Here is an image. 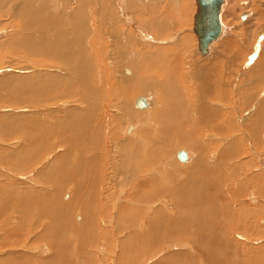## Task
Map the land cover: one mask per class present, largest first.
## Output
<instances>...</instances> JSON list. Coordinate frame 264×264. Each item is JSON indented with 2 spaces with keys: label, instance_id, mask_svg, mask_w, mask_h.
I'll list each match as a JSON object with an SVG mask.
<instances>
[{
  "label": "bare ground",
  "instance_id": "obj_1",
  "mask_svg": "<svg viewBox=\"0 0 264 264\" xmlns=\"http://www.w3.org/2000/svg\"><path fill=\"white\" fill-rule=\"evenodd\" d=\"M68 1L71 0H0V18H3L4 20L5 18H8L9 21L7 22V24L10 26L9 34H7L5 36L6 38L4 37L5 39H3L0 42V58L2 59L3 57V56L1 57L2 54L5 55V57L6 55L7 56L10 55L9 57L18 56L19 58L22 59L32 58V61L33 58L37 59V61H34L32 62V64H30L36 67L35 71H37V73L31 74L32 71L34 72V70L30 71L31 70L30 67L26 69L24 68L23 70L21 69L22 71L25 72V75H23L25 77H23L22 75H14V73H12L9 75V78L3 77V79H0V93H2L0 95V103H6V104L11 103V105L15 107L28 105L31 108V110L32 108H36V107H37L36 109L39 110V111L37 110L35 111L34 109V112L32 111L31 114L27 112L28 115H20L21 114L20 112L18 114L17 112L7 113V116L3 121L2 125L0 124L1 127L6 128L3 131H0L1 133L0 138L4 140L7 139L12 140L13 138L16 139L23 138L24 145L23 147L21 146L18 147V149L16 148L17 150L14 149L13 152H9L10 150L9 151L7 150V152H5L7 153V156L5 157L2 156V153L4 151H2V148L0 147V166L3 167L5 170L6 169L11 171L13 170V172L15 171V173L29 174L30 171L34 168L36 163L38 164L40 162L38 168L39 167L45 168L43 159L46 161L45 158L48 155L47 153L54 152L53 155L52 154L49 155V159L45 162L48 163L47 168L49 169L46 170L43 169V172L41 171L39 172L38 170L40 169L35 168L36 170L35 172H33L34 179L31 178L32 185L31 184L26 185V183H24L23 184L24 186L21 187L22 189L19 186L17 188L8 186L6 190H4L5 189L4 185L0 186V196L6 194L8 191L9 192L13 191L12 197L14 200L12 201L9 198L0 199V234H1L0 238H3L5 240H7L8 238L11 239L10 242L6 243L7 247L9 248L12 247L13 245H14L13 247H15V245L22 244L23 242L27 243L28 239H30V245L34 243L35 245H37L38 242L41 243L43 240H45L46 243H48L47 246L51 249L49 253L50 255H48V257L45 258L44 260L42 259L37 262L35 261L36 264H64V263L75 264L73 260L74 255L71 254V252H67L69 248L67 244H71L73 242L72 241L68 242V240L66 239L68 237L66 236L72 235L76 237L78 236L77 238L79 239L81 238L86 239L89 236V234H91L92 237H96L93 236V234L90 232H93V230L96 227L101 228L99 226L101 223H98L99 220L101 221V214H102L101 203L98 200V191L101 190V187L100 184L97 182L96 173L99 171L101 167H105V166L110 167L112 173H115V169L112 168V162H116L117 157L122 158L123 156L129 154V150H133V152L127 157V160H125L124 162L125 163L124 168L127 167V172L125 169L121 171L125 186H129V192L127 194V197H125L126 199L125 201L127 202V204H129V202L136 203V201L143 202L144 204L146 203V201L150 202L151 200L154 201L158 198L163 200L164 198L169 196L168 198H166L167 200L166 199L163 200L164 205L166 206L170 204V202L168 203L167 201H171L175 203L177 207L178 206L177 200L179 197V194H177V192L183 191L182 195H184V199L183 201L182 200L180 201L182 202L180 205H183V208L185 206L187 209L186 211L182 209L185 212L182 214V210H181L179 213H177V216L176 214L173 213L172 215L170 214L169 216L171 218L170 220L167 218L166 214H162L161 212L162 209L161 211H159L160 212L159 216H157L156 211L154 212V215H150V217L144 216L146 218L147 223H149V227H150L148 229L145 228L143 230L146 233L148 232L147 233L148 237H146L145 235L136 236L137 235L136 233L129 232L128 239L122 241L118 245V248H120L122 251V254L121 251H119L120 254L121 255L127 254L129 255L128 257L132 259L135 256V254L138 256V254L141 252H146L147 254L151 252V254H149L150 257H148V259H151V262L154 261L155 264H194L193 263L194 257L191 255L193 257L191 258L189 254L181 250H178V252H182V253L169 255L168 258L164 256L160 261H156L157 258L155 259V257H154L155 260H153L152 252L154 251L153 250L149 251L150 249L149 245L146 244L147 240L149 242L151 239L159 237L161 232H164L162 236H166L167 238H169L170 235L172 236L174 235L175 237L178 235V237L180 238L181 235L179 236V234L185 231L181 230L182 228H184V226L179 224L182 226L181 228L178 225V223L179 221H181L182 217L186 218V213H187L188 215L186 219L190 221V223H193L192 225L194 226V229L188 226V228H190L189 229L190 234H187L188 236L185 235L186 237L185 236L183 237L185 239L183 241V245L185 244L184 242H192V244L196 245L197 249L200 250L199 251L200 255L196 253L195 255L201 256V258L204 260V262L206 261L207 264L208 263L210 264L213 258H216V260L221 261L223 255L225 254L221 255L220 248H217L216 251L212 250L213 247L210 244L211 241L210 238L212 239L216 238L219 240L223 236V234L220 236V232L214 231L216 229L213 228L214 229L213 231L209 230L208 232L207 230V233L210 235V238L208 237L209 239H204V236L207 234L205 232V227L207 226L206 224L205 225L202 224L203 221L208 218V216H207V212H205V214L203 215L202 212L204 211L203 209H201L203 205L200 206L199 204L200 202H204V200L201 199L200 194L199 196L197 195L198 191H196V194L193 193L194 192L193 189H195L194 186H196L194 183L195 180L193 179V176H197V174H201L202 176L201 180H199L200 182L202 181L203 178H204V182L206 180L208 181L207 182V184H209L207 185L208 190L209 188H211L210 187L211 185L213 187L214 184L216 185V183H221V184L223 183L222 182L223 178L221 177L222 174L221 172L219 173V171L216 169L217 166L215 168V166L212 167L210 165L203 163L200 159L202 158L201 156H199L200 158L198 157V160L194 162L192 160L193 158L192 155L188 152L189 150L187 151L186 148H185L186 150L185 149L182 150L180 148V150L178 151H181L183 153V158L176 157V153L178 151H176L174 154L175 157L178 159L177 161H180L182 163L183 169H181L180 165H179L180 168L179 167L175 168V166H173L174 168L172 169L174 170L173 172L178 170V173H180L179 170H181L182 171L181 173H183L181 175H184L186 173L188 174V177L185 179L186 182L184 183L181 182V184H175L174 193L168 194L166 192L168 188H170V186L174 184L172 181L171 172H169L171 179H169L168 181L165 180L166 184L159 185L160 183H157L159 181L156 179L151 181H145L142 178V173L146 171L149 166L145 164L144 161H142L144 156L145 159L151 160L153 163L157 165L162 162H165L166 158H168L171 155V150L173 148L172 145L174 144V142L173 141L166 142V140L167 137L171 139V136H168L169 132L173 135L177 134V129L175 126L184 125L187 128V132L183 131L181 133L182 138L179 140L182 141L181 145L184 144V141H191V142L194 141L196 143L195 140L196 137L192 136L193 135L192 128L194 127L192 126V124L194 122V119L190 116L188 105H186V110H184L181 106V103L177 99H174V108L162 113L160 122H159L160 113L156 110L154 111L156 121L159 123V125L161 124V131H160V137L159 135H157V140L150 143L151 147H149V144L145 142L146 140H148L149 142L152 140V139H148L150 138V135H148V138L141 137L139 135L141 134V129L135 131L136 128H134L135 125L134 122L128 123L129 114L126 112V109H128L131 106L133 99H135V101L138 100L139 103L143 105L141 107H137L133 105L135 108L139 109L140 111L136 109V112H133L132 121L133 120L139 121L140 119L144 120L145 116L147 115L144 110L149 109L151 104V101L148 98L149 96H146L145 93L143 92L142 93L145 96H138V94L141 95V92L137 94L136 91L134 94L128 95V98H126L125 100L124 99L122 100L123 103V105L121 104L122 110L119 111L118 109L117 111L118 115L121 117L120 123L123 125L127 124L125 128H121L120 130H124L126 133H128V135L130 134V136L132 135L131 137H133V139L134 136H136V140L132 142L130 147L126 148L121 146L120 144L121 140H117V138H115L116 144L117 142L119 143L118 145L119 148L115 146L116 152L114 153L104 152L98 149V145L101 140V132H99V128H102V133H103L102 139L106 140L107 129L109 128V125L112 128L116 127L115 123L113 124L114 126H112V124L109 121L108 118L109 112L107 113L106 111L108 105L112 104V102L114 103L118 102L121 96L126 93L127 89L129 90V88H126V86L130 84L131 86H133V84H135L134 83L135 79L142 78L143 80L153 82V79L149 75H145V74L149 70H154L158 64H164L166 67H168L170 64L173 63L174 58L176 59V61H178V59L181 57V52L185 51L189 46L188 39H190L189 36L191 35L188 36L185 32H183L182 36H179L180 38L179 40L181 41V47L178 50H174L170 47H162L161 46L162 44L160 45L157 44L158 42L156 44L154 43L153 45H151V48L154 47L157 48L156 58L151 62L149 61L141 65L138 69L134 67L137 64H134V66H131L129 64H126V66L124 65L122 69L119 70V72L121 73L123 81L125 78L127 79V81L125 80V82L127 83L126 86H122V83L117 81L119 77L116 76L117 71L115 70V63L117 62H115L116 61L115 57L109 58L107 61L104 60L106 56L110 55L108 51L114 49L115 55L116 56L123 55L124 60L126 58L127 62L132 61L135 57L140 58V55L136 56L135 54L134 45L143 46V47L146 45L149 46V43L145 44L147 40L146 36L149 35V34L147 35L148 32H146V30L149 31V33L153 36L152 37V39L154 38L153 41L163 40L164 38L169 36L168 30L170 29V26L167 23L173 24L174 22L172 27L176 26L179 28H184L185 26L187 27V25H189L188 27H191L192 25V32L197 41L196 50L199 54L198 56L199 58H205L207 55H209L213 44L216 43V41L220 39V37L225 32V28H224L225 25L223 26L221 21L222 9L226 17L231 18V15L233 14V10H234V0H226L227 1L226 6H224L225 0H222V4L220 6L219 15H218L219 24L221 26L220 35L215 40L211 41L209 44L203 45L205 48L204 52H200L199 50L200 47L202 46L199 44L200 40L198 38V35L194 32L193 29L194 18L192 17L195 14L194 13L196 7L195 0H165L166 5L167 2L168 5L167 6L165 5L166 7H163L161 10H159V12H157V9L155 8L157 7L158 4H155L154 9L156 12L153 9H150L149 15L147 14L140 15V13H137L134 15V18L132 17L128 18L126 16V13L128 11H132L130 10V6H132L134 9L135 4L138 3L140 6L139 8L145 7L147 10V8L152 5L151 2L156 3L157 1L156 0H72L71 2H74V7L72 6L73 8L70 5L71 3H69ZM163 1L164 0H162V2ZM190 9L192 11V17L190 18L189 21L187 20L188 18L185 19V15L188 14L187 12ZM69 10L72 12L69 13ZM195 12H196L195 16L197 17V11L195 10ZM116 13L118 14L119 17L118 21H115ZM241 15H240L241 16L240 19L243 18L241 20H244L247 14L245 13ZM108 20L111 23H113V25H109ZM186 20L189 21L190 23L187 22ZM4 23L6 24V22L3 21L2 25H5ZM195 25L198 26L197 19H195ZM145 28L147 29L145 30ZM105 29L109 30V37L105 36L108 40L106 39L104 41L102 36V34L104 33L101 34V32H104ZM176 35L177 32H175V36ZM118 48L120 49V51H117ZM48 61H53L56 64L62 65V67L60 68L64 70L57 69L58 71H56L55 69L50 70L49 68H45L46 66L50 65V62ZM210 61L211 60L207 61V63L203 62V65H201L204 69L201 89L204 92L207 91L206 93H208V95H210L209 92H211V94L213 93L214 95L213 91L215 90V93H217L218 95L220 93L219 90L220 78L218 79V77L214 75L213 72L211 71L213 63L211 62L210 64ZM218 66L220 65L217 64L216 67ZM109 67L111 68L110 70L116 71V72H112L114 75H112V73L107 70ZM172 68H174L173 65L168 68V72H170ZM28 71H30L31 73L29 74ZM5 72H8L6 71V68L0 69V75L3 76ZM26 73L28 74L26 75ZM170 87H174V84L172 82L167 83L165 86L162 87V89H164L165 91V96L171 99L172 97L168 96V93L170 91V89L168 88ZM151 89L152 87L148 86L149 92H152ZM15 90L17 91L18 94L17 97L13 98L11 94ZM82 95L85 96L84 99H82ZM168 98H164L165 99L164 102L166 103L167 107L169 106V102H170ZM61 99L64 100L62 101ZM77 103L82 105H78ZM88 103L89 106L87 105ZM83 105H87V106H83ZM70 106H77V107H71L70 109L69 108ZM38 107H42L43 111H41ZM48 107H51L53 111L47 110ZM0 108H1L0 110H6L3 109V107L1 106ZM153 110L154 109H152L151 111ZM209 110L210 109L207 108V109H201L199 111L201 121L209 122L214 120L215 121L214 126L216 127V129L222 131L223 124L221 120H220L221 123H219V121L217 123V119L220 118L219 114L209 113L208 112ZM19 116H21L22 118H20ZM56 117H57L56 123L55 121L50 119V118L55 119ZM255 117H257V115L254 116L253 119L255 121H258L260 119L259 118L257 120L255 119ZM115 121H117L116 118ZM253 123L254 122H252V124ZM117 124L118 122H116V125ZM162 127H164V130ZM194 129L193 131H195ZM252 129L253 128H250V130H248L247 132L251 134V138L253 141L257 139V137H255L257 136V134ZM112 132H116V130L114 129V131ZM243 132H245V130H243ZM56 133L60 134L58 141L52 139L53 135ZM229 134L231 136V134L234 133L233 132L231 133L230 131ZM92 135H95L96 138H92ZM17 140L15 142H18ZM237 140H239V138ZM235 142H239V141H235ZM92 144H94L95 147H92ZM144 144L146 146H144ZM59 145H61L62 148L64 147L63 145H65V148L60 150ZM236 145L237 144L234 143V146L238 148V145L237 146ZM56 148L59 150H56ZM76 148L79 149L80 153H82V157H83V153L92 156L94 153L92 151V148L96 150L98 156L96 154V156L93 159H91V161H88V159L84 161L82 159V161H79V166H75L70 162L72 161L71 158H73L75 155ZM82 148L84 151H81ZM146 148H149V150L145 154L144 151ZM41 160L43 161V164L41 163ZM166 164L170 165L168 161ZM62 169H68L70 171L69 173L67 170H65V172L63 170V179L66 183L70 185L72 183L71 179L73 178L78 182L77 183V187L79 188L78 193L80 199H83L82 209L79 211V213H77L81 216L80 222L76 224V226L72 225L74 229L78 227V231H74V232H71V229H68L67 227V225H69L68 223L65 225V218L69 216V209L73 207L72 213H74L75 211L74 209H77L79 205H77V203L71 197H69V199H65V197L68 198L69 196L70 188L68 187L67 191H64L62 189V187L63 188L66 187L65 185H63V183L60 182V178H59V176L62 175L61 172ZM93 169H95V172L94 174H91ZM81 170H84L85 172V175L83 176V181H82ZM74 173L76 174L73 175ZM11 174L13 173L10 172V175ZM101 175L105 176V171L102 172ZM136 175L138 177H136ZM97 177L99 178V176ZM261 177L258 178L257 182L259 183L261 182L262 179ZM26 178L27 176L24 177V179ZM35 179L38 181V183L35 181ZM103 181H104V177H100V182L103 183ZM86 182L88 183L86 184ZM200 182L198 184L199 190H200V185H202L200 184ZM84 185H86L87 188V191L85 193L82 187ZM47 186L51 188L50 191L45 190ZM217 186L218 185H216V187ZM259 188L260 187H258L257 191H259ZM91 189L93 191H91ZM206 189L207 188H205V190ZM202 192L200 191L198 193L202 194ZM20 194L23 195V197H21L22 198L21 201H19L18 199ZM204 196H206L205 193ZM57 198L60 199V202L63 205H59V204L52 205V203L56 202L55 200H57ZM63 200H65V202H63ZM138 206L130 207L123 204L122 207H120L119 210H116L115 213H112L109 207L107 206L109 211L107 209L104 211L103 214L105 216L107 214L110 215V213L115 214L113 215L115 220L114 225L118 227L124 224L125 227L128 228V230H134L140 227V226L139 227L135 226L137 222L139 223V225L142 223V221L140 222L139 220L136 219L137 218L136 215L139 214L140 216L139 212H141V210L143 213L144 211L142 209L143 205H141L142 206L141 210L138 209ZM141 206H139V208ZM204 207H206V205ZM163 208L165 207L163 206ZM77 214L73 215L72 221L73 219L78 218L79 215ZM12 217H17V219H12ZM47 217L53 220L52 222L53 227L50 225L49 226L45 225L46 223H39V219H43ZM111 219L113 220V218H110L108 219V221L111 222ZM160 219L163 220V223L168 221L171 224L166 223L168 225H163L162 223H160ZM164 219H166L167 221L164 222ZM174 219H176L175 223L173 222ZM92 220L94 222H92ZM26 222H27V226H26L27 229L24 228ZM13 223H17V224L13 226ZM89 224H93V225H89ZM211 226H213V224ZM118 229L120 230L121 228L118 227L117 231H119ZM192 229L193 231H190ZM209 229H211V227ZM108 233L109 232L107 230L104 232V234L106 235H108ZM204 233L206 234L204 235ZM64 234L67 235L65 236ZM198 234H201V238H199L200 235L198 236ZM63 237H65V239ZM82 239L80 242L82 244L83 249L81 250L79 249L76 256L81 257L83 259L81 264H84V262H95L93 258L92 259L90 258L91 260L84 259L86 258L87 255L84 248H86L88 245L85 241L88 238L85 241ZM140 240L142 242H140ZM202 240H204L203 243L198 242ZM225 242H226V238L223 237V243ZM44 245L45 244H42L34 248L35 250H33L32 252L34 253V256H36L37 254L42 255V252L44 253V251L46 250V246ZM28 247H34V245L32 246L28 245ZM72 247L73 249H76L77 246L72 245ZM131 248L134 249L132 253H129ZM158 248L156 247V249ZM238 248L240 249L241 247ZM237 249L235 251H237ZM170 250L172 249L169 248L168 251ZM234 250H232V252ZM14 253L15 252H13L12 256L10 257L13 262L8 259H0V264H14L16 262H18V264H22L23 262L21 261V259L19 263L18 259L14 258L15 257ZM21 254L23 255V253ZM21 254L19 255L17 254V256H21ZM27 255H25V257ZM41 255L36 256L37 259L38 257L40 258ZM88 256L91 257L92 255H88ZM28 257L29 255L27 256V258ZM224 258L223 260L225 262ZM190 259L192 260L190 261ZM243 260L245 262V258ZM29 261L31 263V260H28V263ZM24 262H27V260H25ZM119 264H127V260L120 258ZM148 264L150 263L148 262ZM220 264L222 263L220 262Z\"/></svg>",
  "mask_w": 264,
  "mask_h": 264
},
{
  "label": "rangeland",
  "instance_id": "obj_2",
  "mask_svg": "<svg viewBox=\"0 0 264 264\" xmlns=\"http://www.w3.org/2000/svg\"><path fill=\"white\" fill-rule=\"evenodd\" d=\"M71 1H68V2L71 3L70 4L71 7L72 6L74 7V2H71ZM156 1H157L156 3L151 2L152 5L150 7H148L147 10L145 7L139 8L140 7L139 4L136 3L134 9L132 6H130V10H132V11H128L126 13V16L128 18L129 17L134 18V15L137 13H140V15H142V14L143 15H146V14L149 15L150 9H153L155 11V9H154L155 4H158L157 7H155L157 9V12H159V10H161L163 7H166L168 5V2L166 5L165 0L163 2H162V0H156ZM226 4H227V1L225 0L224 6H226ZM111 9H112V7H111ZM195 10H196V7H195ZM195 10H194V13H195ZM71 12L72 11L69 10V13H71ZM187 13L188 14L185 15V19L188 18L187 20L190 21V18L192 17L191 9ZM245 13L247 14L246 16L244 15L245 19L241 20L240 17L243 16L241 14H245ZM221 17H222V19H221L222 24H223V26L225 25L224 26L225 32L220 37V39H218L216 41V43H214V45L211 48L209 55H207L205 58H202V59L199 58L198 52L195 51L196 50V48L194 46L195 45V38H194L195 36H194L193 32L191 31L192 25H191V27H188L189 25H187V27L185 26L184 28H179L176 26L172 27L174 22H173V24L166 22L170 26V29L168 30L169 36L164 38L163 40L153 41V39H154V38L152 39L153 36L149 33V31L146 30L147 28H145L146 32H148L147 35L149 34L148 36H146L147 40H146L145 44L149 43V46L146 45L143 47V46L134 45L135 54H136V56L140 55L141 60H140V58L135 57L132 61L127 62L126 58L124 60L123 55H117L116 56L114 53V49H112L113 51L112 50L108 51V53L110 55H108V56L105 55L107 58L105 57L104 60L107 61L109 58L115 57V60H116L115 62H117V63H115V70L117 71L116 76L119 77L117 79V81L122 83V86H126L127 83L125 82V80L127 81V79L125 78L123 81L121 73L119 72V70H121L124 65L126 66V64H129L131 66H134V64H137L134 67L136 69H138L141 65H143L149 61L151 62L152 60H154L156 58V52H157L156 49L157 48H155V47L151 48V45H153L154 43L156 44L158 42L157 44H159V45L162 44L161 45L162 47H170V48L175 50V49H178L180 47L179 36H182L183 32H185L188 36L191 35V36H189L190 39H188L189 46L187 47V49L185 51L181 52V57L178 59V61H176V59L174 58L173 63L170 64L168 67H166L164 64H158L154 70H149L145 74V75H149L153 79V82L143 80L142 78L135 79L134 80L135 84H133V86H131V84L126 86V88H129V90L127 89L126 93L121 96V98L119 99L118 102H116V103L112 102V104L108 105V107L106 108V111H107V113L109 112V114H108L109 121L112 124V126H114L113 124L115 123L116 127L112 128L109 125V128L107 129L106 140L102 139L103 138L102 128H99V132H101V140H100V143L98 145V149H100L104 152H107V153L108 152L114 153L115 152L114 150H116L115 146L117 148H119V146H118L119 143L117 142V144H116L115 138H117V140H121V142H120L121 146L126 147V148L130 147L132 142H134L136 140V136H134V139H133V137H131L132 135L130 136V134L128 135V133H126L124 130H120L117 128V125L121 122V117L118 115L117 111H118V109H119V111L122 110L121 104L123 105V103H122L123 99L125 100L126 98H128V95L134 94L136 91H137V94L141 92V95L138 94V96H145V95L149 96L148 98L151 101L149 109H147V110L143 109V110L145 112H147V111H151L152 109H156V111H158L160 113L161 111L159 109L161 108V105L157 102V96L159 93L158 90L160 87H163L165 84L172 82L174 84V88H175L174 92L184 93L186 96L185 103L189 106L190 116L194 119V122L192 121L193 122L192 126H194L192 128V133H193L192 136L196 137V139H195L196 143L194 141H192V142L191 141H184V144L181 145L182 141H179V140L182 138V135L179 133L178 128H177V134H176L177 141H173V139L175 138L174 137L175 135L174 136H173V134L168 135V136H171V139L174 142V144L172 145L173 148L171 150V155H170L171 157L169 156L165 160V164L168 161L170 163V165L168 164L167 168L164 167L163 171L164 172H171L172 181L174 184H181V182L182 183L186 182L185 179L188 177V174L185 173L186 175L184 174L185 175V177H184V175H181V174H183V173H181L182 171L179 170L180 173H178V175H176V172H173V169H172V168H174L173 166H175V168H177V167H179V165H180L181 169H183L182 163L180 161H177L178 159L175 157L174 153L176 151L180 150V148L182 150L186 148L187 151L189 150L188 152L192 155V157H193L192 160L194 162H196L198 160V157L201 156L202 158H200V157L199 158L201 159V161L203 163L210 165L212 167L215 166V168L217 166L216 169L219 171V173L221 172V174H222L221 177L223 178L222 184L216 183V185H218L217 187L215 184L213 187L211 185L210 186L211 188H209V190H208V186H207V185H209V184H207L208 181L207 180L205 181L206 184L204 182V178L202 179L201 182L199 181V180H201V177H202L201 174H197V176H193V179L195 180L194 183L196 185V186H194L195 189H193V191H194L193 193L196 194V191H198V192L203 191L202 194L197 192V195L199 196V194H200L201 199L204 200V202L199 203L200 206L203 205L202 208L200 207L204 211V212H202L203 215L205 214V212H207V216H208V218L206 220H204L203 224H202V225L206 224V226H207V227H205V232L207 233V230H208V232H209V230L213 231L214 230L213 228H215L216 230H214V231H217V232L219 231L220 236L223 234V236L219 239L221 243L216 238L215 239L210 238V235L208 233L207 234L204 233V235L206 234L205 236L203 235L204 239H209V238L211 239L210 244L213 247V249H212L213 251L214 250L216 251L217 248H220L221 255L225 254V255H223V258L225 256H227L224 258L225 262H224L223 258L221 259V261L216 260V258H213V260L210 262V264H218V263L220 264V262L222 264H249V263L250 264H264V197H263L264 193H262V192H264V174H263V171H264V167H263L264 166V124H263L264 123V120H263L264 119V111H262V110H264V102H263L264 101V0H243V1L242 0H234V10H233V14L231 15V18L226 17L225 13L223 12V9H222ZM115 18H116L115 21L119 20L117 13H116ZM0 20H1L0 21V35H1L0 36V42H1L3 39L6 38L5 36L7 34H9V31H10L9 27L10 26L7 24V22L9 21L8 18H5V20L3 18H0ZM3 21H5L7 25L5 23H4L5 25H2ZM189 21H187V22H189ZM108 22H109V25H113V23H111L109 20H108ZM134 22H135V20H134ZM192 22H193V19H192ZM125 27H124V29H125ZM96 29H99V28H96ZM175 32H177L176 36H175ZM102 33H104L105 35ZM101 34H102L103 39L105 41L107 39L105 36L109 37V30L105 29L104 32H101ZM117 51H120V49L118 48ZM111 53H112V56H111ZM9 56L6 55V57H5V55L1 54L2 59L0 58V69L6 68V71H8V72H5L3 74V76L0 75V79H3V77L9 78V75L12 73H14V75H22L23 76V75H25V72L22 70L24 68L26 69V68H30V67H31L30 71L34 70V72L32 71V73H31L30 71H28L29 74L30 73L31 74L37 73V71H35L36 67L33 65H30V64H32V62L37 61V59L33 58V61H32V58H30L31 59L30 60L29 58L28 59H22V58H19L18 56H15V57L12 56L13 58L9 57ZM207 59L211 60L210 64H211V62L213 63V66L211 68V71L213 72V74L216 75L218 77V79L220 78V80H219L220 93L218 95H217V93H215V90L213 91L214 95H213V93L211 94V92H209V91L208 92L210 93V95H208V93H206L207 91L204 92L201 89V84L203 82V71H204V69L201 65H203V62L207 63V61H209ZM27 60H28V62H31V63H28ZM48 62H50V65L46 66L45 68H49L50 70L55 69L56 71L64 70V69L60 68V67H62V65L56 64L53 61H48ZM217 64L220 66L216 67ZM172 65L174 66V68H172V70L170 72H168V68L171 67ZM110 67L107 69L108 71H110L111 73L116 72L114 70H110L111 69ZM209 68H207V69H209ZM28 73H26V75ZM195 74H196V77H195ZM112 75H114V74L112 73ZM23 77H25V76H23ZM23 77H21V78H23ZM148 86L152 87V89H151L152 92H149ZM220 86L222 89L220 88ZM198 88H199V90H198ZM142 92L145 93V95ZM1 94L2 93H0V95ZM17 94L18 93L15 90V91H13L11 96L13 98H15V97H17ZM6 98H8V97H6ZM84 98H85V96L82 95V99H84ZM165 98H167V97L165 96ZM61 100H60V102H61ZM134 102H135V99H134ZM170 102H172V100H170ZM89 103L87 104L88 106H89ZM77 104L82 105L79 103H77ZM87 105H83V106H87ZM261 105H263V106H261ZM0 106L3 107V109H6V110H0V124L1 125H2L3 121L5 120L7 113H11V112L16 113L17 112V114H18L20 112L21 113L20 115H28V113L31 114L32 111L34 112V109H35V111L36 110L39 111L38 109H36L37 107L32 108V110H31V108L28 105L15 107V106L11 105V103H7V104L6 103H0ZM71 107H77V106H70L69 108L71 109ZM78 107H80V106H78ZM38 108L41 111H43L42 107H38ZM48 108H47V110L53 111V109L51 107H48ZM207 108L210 109L208 111L209 113L219 114L220 118L217 119V123H218V121H219V123L222 122V124H223V130L222 131L221 130L219 131L218 129H216V127L214 126L215 125L214 120L209 121L210 123L207 121L206 122L201 121L199 111L201 109H207ZM136 109L137 108H135L134 106H130L128 109H126V112L129 114L128 123L133 122L132 121V119H133L132 114H133V112H136ZM137 110H139V109H137ZM58 113H60V112H58ZM52 114H54V113H52ZM256 115H257V117H255V119L258 120L260 118L258 121L253 120L254 116H256ZM19 117L22 118L21 116H19ZM59 118H60V116H59ZM115 118L117 119V121H115ZM50 119L55 121V123L57 122V117L55 119H53V118H50ZM144 120H147V118L145 117ZM220 120H221V122H220ZM116 122H118L117 125H116ZM252 122H254L253 123L254 125L252 124ZM142 123H143V121H142ZM1 125H0V131H3L4 129H6L4 127H1ZM255 125H256V127H255ZM154 126H155V123L153 124V127ZM162 128L164 130V127H162ZM250 128H253L252 130L257 134V136H255V137H257L256 140L252 141L251 134H249L247 132L248 130H250ZM114 129L116 130V132H112V131H114ZM193 129L195 131H193ZM181 130L187 132V128L183 125L181 127ZM240 130H241V133H240ZM243 130H245V132H243ZM160 131H161V126L159 125L158 130L156 131V134H155L156 139H157V135H159V137H160ZM230 131H231V133L233 132L235 135L231 134V136H230V134H229ZM141 134L145 135L147 138H148V135H150V138H148V139L153 138V136H154L153 128H152V126L148 120L144 121V124L141 127ZM0 137H1V135H0ZM59 137H60V134L56 133L53 135L52 139L58 141ZM236 137H238L239 140H237L238 138H236ZM92 138H96L95 135H92ZM235 138H236V140H235ZM17 139L13 138L12 140L11 139L10 140L9 139L4 140V139L0 138V147L2 148V151H4L2 153L3 157L7 156V153H5V152H7V150L8 151L10 150L9 152H13L14 149H16V148L18 149V147H20V146L23 147V145H24L23 140L24 139L23 138L22 139L19 138L18 140ZM16 140L18 142H15ZM54 140H52V141H54ZM235 141H239V142H235ZM234 143L238 145V148H236L234 146ZM63 146L64 147L62 148V146L59 145L60 148L59 147H57V148H59L61 150V149L65 148V145H63ZM144 146H146V145L144 144ZM92 147H95L94 144H92ZM57 148H56V150H59ZM148 150H149V148L145 149V151H144L145 154L148 152ZM81 151H84L83 148L81 149ZM92 151L94 152L92 156L83 153V157H82V153H80L79 149L76 148L75 155L73 158H71L72 161L70 163L74 164L75 166H79V161H82V159L84 161L87 159H88V161H91V159H93L96 156V154L98 156V153L96 152L95 149L92 148ZM132 152H133V150H129V154L126 155V157H128ZM47 154L48 155L45 158L46 161L49 159V155L50 154L53 155L54 152H50ZM126 157L123 156L122 160L121 159L119 160V157H117L118 158L116 160L117 166L115 165V162H112V168L115 169V173H112L110 167H107V166L101 167L99 169V171L96 173L97 174L96 175L97 182L100 184V187H101V190L98 191V200L101 203V210H102L101 221L98 219L99 220L98 223H101L99 225L101 228L96 227L93 230V232H90L93 234V236H96V237H92V235L89 234V236L87 237L88 239L86 238L87 240L85 238H83V239L81 238V239L84 241L86 240L85 242L88 244L87 247L84 248V250L86 251V254H87L86 258H84V259H90V258L92 259L93 258V260L97 263H95V262H84V264L85 263L86 264H104V263L105 264H116V262H117V264H119L120 258L126 259L127 264L128 263L129 264H138L139 262H141L140 264H146V262L151 263V259H148V257H150L149 254H151V252L148 254L146 252H141L138 254V256L135 254V256L132 259H130L128 257L129 255H127V254L121 255L122 251L120 248H118V245L122 241H125L128 239L129 232L136 233L137 234L136 236H144L145 235L146 237H148L147 236L148 232L146 233L143 231L145 228H147V229L150 228L149 223H147L145 217H150V215H154L155 211L157 212V216H159L160 215L159 211H161V209H162V211H161L162 214H166L167 218L170 220L171 219L169 217L170 214L172 215V213H173V214H176V216H177V213H179L182 209H184L185 211L187 209L185 206L183 208V205H180L182 203L180 201L181 200L183 201V199H184V195H182L183 191L177 192V194H179V197L177 200L178 202L176 201L177 205H178L177 207H176V204L171 202V201H167L168 203L170 202V204H168L166 206L164 205L163 200H165L169 196L164 198L163 200L158 198L159 200L158 199H156L154 201L151 200L150 202L146 201V203H148V204L144 203L145 205L143 204V202H140V201H136V203L129 202V204H127V202L125 201L126 200L125 197H127V194L129 192V186H125V184L123 182L122 174H121V171L123 169H125L127 172V168H124V165H125L124 162H125ZM205 160H206V162H205ZM43 161H44L45 168H43V167L38 168L40 162L38 164L36 163L34 168L30 171L29 174L15 173V171L13 172V170L12 171L8 170V169L5 170L3 167L0 166V186L4 185V187H5L4 190H6L8 188V186L16 187V188L19 186L21 188L22 186H24L23 185L24 183H26V185L27 184L32 185V182H31L32 179L31 178H33V172H35V170L37 168L40 169V170H38L39 172L40 171L43 172V169L44 170L49 169V168H47L48 163H45L46 161L44 159H43ZM43 161L41 160L42 164H43ZM142 161H144L145 164L149 165L148 169L142 173L143 180L151 181V180L156 179L159 181V182H157V183H160L159 185L166 184V182L163 181L159 176H157L156 173L151 172V170H154V169L158 170V167H159L158 165L153 163L151 160L145 159V156L143 157ZM175 161H177V162H175ZM174 163H176V164H174ZM215 164H217V165H215ZM60 166H61V164H60ZM1 168H3L4 170ZM63 170H64V172H65V170H67L69 173H70V171L68 169H62L61 170L62 175L59 176L60 182L66 186L64 188L62 187V189L64 191H67L68 187L70 188L69 196H68V198L65 197V199H69V197H71L77 203V205H79L77 207V209H74L75 210L74 213H72L73 207L71 209H69V216L67 218H65V225L68 223L69 224V225H67L68 229H71V232H74V231H78V227L74 229V227L72 225L76 226V224H78L80 222V219L75 218L72 221V218H73V215H76L82 209V206H83L82 200L83 199H80V196L78 193V189H79L77 187L78 182L73 178V179H71L72 183L70 185L68 183H66L63 179ZM104 171H105V176L101 175L102 172H104ZM10 172H12L14 175L13 174L10 175ZM94 172H95V169L92 170L91 174H94ZM81 173H82V181H83V176L85 175L84 170H81ZM75 174L76 173H74L73 175H75ZM198 175H199V177H198ZM25 176H27L26 179H28V180L24 179ZM97 176H99V178ZM100 177H104L103 183L100 182ZM136 177H138V176L136 175ZM203 177H205V176H203ZM260 177L262 179H261V182L259 183L257 181H258V178H260ZM165 180H167L166 176H165ZM35 181L38 183V181L36 179H35ZM199 182H200V184L203 185V186L200 185V190H199V185H198ZM87 183L88 182H86V184ZM82 187H83L84 193H85L87 191L86 185H84ZM204 187L207 188L206 189L207 191L205 190ZM258 187H260L261 190L259 188V191H257ZM201 189H203V190H201ZM223 189H225V190H223ZM45 190L50 191L51 188H49V186H47L45 188ZM174 190H175V185L172 187L170 186V188H168V190L166 192L168 194H172V193H174ZM91 191H93V190L91 189ZM222 192H223V194H222ZM7 193H8V195H7ZM7 193L0 196V199H8L9 198L10 200L14 201L13 197H12L13 191H10V192L8 191ZM204 193L206 196H204ZM217 194H219V195L221 194L220 195L221 197ZM210 195H212V196H210ZM21 197H23V195L20 194V196L18 198L19 201L22 200ZM210 197H211V199H210ZM205 198H207L208 200ZM210 200H211V202H210ZM55 201L56 202L52 203V205H54V204L63 205L60 202L59 198H57V200H55ZM128 201H129V199H128ZM63 202H65V200H63ZM209 203H212V204H209ZM123 204L130 206V207L143 205V208H142V206L140 208L138 206V209L141 210V208H142L144 210L143 213L141 210V212H139L140 216H139V214L136 215L137 216L136 219L139 220L140 222L142 221V223L140 225L138 222L135 224V226H137V227L140 226L139 228H136L134 230H128V228H126L125 225L123 224L121 226H118L121 229L120 230L118 229L119 231H117L118 227L116 225H114L115 220H114L113 215H115V214L110 213V215L107 214L106 216L103 214L104 211L108 209L107 206L109 207V209L112 213H115L116 210H119V208L122 207ZM204 204L206 205V207H204L205 206ZM146 205H147V208H146ZM163 206L165 208H163ZM167 206L169 207V209ZM208 206H210V207H208ZM178 207H180V208H178ZM134 208H137V207H134ZM109 209H108V211H109ZM158 209H160V210H158ZM184 210H182V214L185 212ZM167 211H168V213H167ZM136 213H138V212H136ZM146 214H147V216H146ZM77 215H79V214H77ZM187 215L188 214L186 213V218H187ZM78 217L81 218L80 215ZM141 217H142V220H141ZM110 218H113V220L111 219V222L108 221V219H110ZM183 218L184 217L181 218V221L182 220L183 221L182 222L179 221L178 225L179 224L183 225L184 228L186 227L185 228L186 230L184 228H182L181 225H179L182 228L181 230L185 231V232H181V234H179V236L181 235L180 238L178 237V235L176 237L173 235L175 238L178 237L177 239H175L172 235H170L169 236L170 239H169L166 236H162V234H164V232H161L159 237L151 239L149 242H148V240L146 241V244H148L149 248H150L149 251L150 250L154 251V252H152L153 260H155L156 258H157V260L158 259L160 260V258H163L164 256H166L168 258L169 255H175L178 253H182V252H178V250H181V251L189 254L191 258L194 257L193 258L194 264H201V263L207 264V262L206 261L204 262V260L201 258V256L195 255V253L199 254V251H200L199 249H197L196 245L192 244V242H184L186 245L185 244L183 245V241L185 240L183 237L185 235L188 236L187 234H190L189 233L190 228L194 229V226L192 225L193 223H190V221H188L186 218H184V219ZM12 219H17V217H12ZM76 220H79V221H76ZM13 221H15V220H13ZM71 221H72V224H71ZM165 221H167V220L164 219V222ZM30 222H32V221H30ZM52 222H53V220L49 219V217L39 219V223H46L45 225H48V226L49 225L52 226ZM73 222H74V224H73ZM92 222H94V221L92 220ZM173 222L175 223L176 219H174ZM177 222H178V220H177ZM220 222H222V223H220ZM160 223H162L163 225L171 224L168 221L163 223V220H161V219H160ZM166 223H168V224H166ZM16 224L17 223H13V226H15ZM212 224H213V226H211ZM28 225H29V223H28ZM89 225H93V224H89ZM95 225H96V223H95ZM178 225H176V226H178ZM26 226H27V222L25 223V226H24L25 229H27ZM188 226L190 228H188ZM224 226H225V228L226 227L227 228L225 229ZM111 227H112V229H111ZM210 227L212 230L209 229ZM193 229L190 231H193ZM40 230H42V229H40ZM106 230L109 232L108 235L104 234V232ZM31 232H32V230H31ZM199 235H200L199 238H201V234H198V236ZM0 236H1V234H0ZM66 237H68V238H66L68 240V242L69 241L73 242L71 244H67V246H69L67 252H71V254L74 255L73 260H74L75 264H81L83 259L81 257L76 256V254L78 253V250L83 249L82 244L80 242L81 239L77 238L78 236L76 237V236H72V235H67ZM171 237H172V239H171ZM223 237L226 238L225 243H223ZM63 238L65 239V237H63ZM214 240H215V242H214ZM10 241H11V239H9V238L7 240L0 238V259L11 260L10 257L12 256L13 252H16L15 251L16 249H18V251H21V250L26 251L28 245L29 246L34 245V247H28L27 251L29 250V252H33V250H35L34 248H36L42 244H45L44 246H46L47 253H49L51 250L47 246L48 243H46L45 240H43L41 243L38 242L37 245H35V243L30 245V239H28L27 243L23 242L22 244L15 245V247H13L14 246L13 245L12 247L9 248V247H7L6 243L10 242ZM25 242H26V240H25ZM140 242H142V241L140 240ZM198 242L203 243L204 240L198 241ZM78 243H80V244H78ZM189 243H190V245H189ZM113 244H114V246H113ZM72 245L77 246L76 249H73ZM181 245H183V246H181ZM158 246H159V248H158ZM235 246L237 248L238 247H241V248L237 249ZM156 247L158 249H156ZM169 248L172 250L168 251ZM235 248L237 249V251H235L236 250ZM133 249L134 248H131L129 253H132ZM230 250H231V252H230ZM232 250H234V251L232 252ZM238 250H240V251H238ZM241 250H243L244 252ZM119 251H121V254ZM166 251H168V252H166ZM234 252H237L238 254L234 253ZM108 253H109V255H108ZM242 253L244 256L242 255ZM37 255L40 256L41 254H37ZM44 255H46V254H44ZM88 255H92V256L90 257ZM251 255H252V258H251ZM41 256H43V254ZM154 257H155V259H154ZM244 258H245V262L243 260ZM191 260L192 259H190V261ZM251 260H252V263H251ZM256 261H257V263H256ZM14 264H18V262L14 263ZM154 264H155V262H154Z\"/></svg>",
  "mask_w": 264,
  "mask_h": 264
},
{
  "label": "crops",
  "instance_id": "obj_3",
  "mask_svg": "<svg viewBox=\"0 0 264 264\" xmlns=\"http://www.w3.org/2000/svg\"><path fill=\"white\" fill-rule=\"evenodd\" d=\"M192 31V30H191ZM195 38V37H194ZM179 41V40H178ZM196 39H195V48H196ZM180 47H181V41H180ZM214 45V44H213ZM180 47L178 48V49H180ZM178 49H175V50H178ZM196 52H197V50H195ZM202 59V58H201ZM166 85V84H165ZM164 85V86H165ZM168 89H170V91H169V93H168V96H171L172 98L170 99V98H168L169 100H172V102H169V106L167 107L166 106V103L164 102L165 101V91H164V89H162V87H160L159 88V93H158V96H157V102L161 105V108L159 109L161 112H160V115H159V122H160V118H161V115H162V113H164V112H166L167 110H171V109H173L174 108V99H177L180 103H181V106H182V108L184 109V110H186V103H185V101H186V96H185V94L184 93H178V92H174V87H170V88H168ZM133 102H134V99H133ZM132 102V104H131V106H133L134 105V103ZM143 110V109H142ZM156 109H154L153 111H147L146 112V118H147V120L149 121V123L151 124V126H152V128H153V132H154V136H153V138H151L152 140L149 142L148 140H146V142L145 143H147V144H149V147H151V145H150V143H152L153 141H156L157 139L155 138V134H156V131L158 130V127H159V124H158V122L156 121V119H155V115H154V111H155ZM142 121H143V123H142ZM133 122H134V128H136L135 129V131L136 130H139V129H141V127H142V125L144 124V120L143 119H140L139 121H136V120H133ZM155 123V126L153 127V124ZM127 126V124L126 125H123V124H121V123H119L118 125H117V127H118V129H121V128H125ZM160 126H161V124H160ZM184 126V125H183ZM176 127V129L178 128V130H179V133L181 134L183 131L181 130V127H182V125L181 126H175ZM141 137H143V138H146V136L145 135H143V134H139ZM168 135H172V134H170V132H169V134ZM174 136V135H173ZM175 138L173 139V141H177V138H176V135L174 136ZM172 141V139L170 140L168 137H167V140H166V142H171ZM115 151V150H114ZM113 151V152H114ZM116 152V151H115ZM109 153V152H108ZM126 157V156H125ZM111 158V157H110ZM123 158V157H122ZM122 158H119V160L121 159L122 160ZM118 159V158H117ZM125 160H127V157H126V159ZM115 164H116V162H115ZM159 167H158V170H151V172H154V173H156V175L157 176H159L163 181H165V176H166V179H167V181L169 180V179H171V176H170V173L169 172H164L163 170H164V167H166L167 168V164H165V162H162L161 164H157ZM117 166V165H116ZM127 168V167H126ZM178 168V167H177ZM174 171V170H173ZM176 172V175H178V170L177 171H175ZM175 184H172V186H174ZM171 186V187H172ZM77 219H80L79 217L77 218ZM49 250V249H48ZM47 249L44 251V253H42L43 254V256H41L40 258L38 257V259H37V257L36 256H38V255H36V256H34V253H32V252H30L29 253V251H24V250H21V251H18V249H16V252L14 253V255H15V257L14 258H16V259H18V261H19V263H20V259H21V261L23 262L22 264H27L28 263V260H31V263H30V261H29V263L28 264H35V261L37 262V261H39V260H44L45 258H47L48 257V255H50L49 253L48 254H46L47 252ZM20 252V253H19ZM29 255V257L27 258V254ZM21 253H23V255L21 254ZM17 254L19 255V254H21V256H17ZM44 254H46V255H44ZM25 255H27L26 257H25ZM32 255V256H31ZM18 257H20V258H18ZM27 260V262H24L25 260ZM162 258H160V260H161ZM157 260V259H156ZM159 259L157 260V261H160ZM154 262H151L150 264H153ZM140 264V263H139ZM146 264H148V263H146Z\"/></svg>",
  "mask_w": 264,
  "mask_h": 264
},
{
  "label": "water",
  "instance_id": "obj_4",
  "mask_svg": "<svg viewBox=\"0 0 264 264\" xmlns=\"http://www.w3.org/2000/svg\"><path fill=\"white\" fill-rule=\"evenodd\" d=\"M221 4L222 0H195L197 17L195 16V12L193 15V29L200 40L199 44L202 46H198L200 47V52H204L205 50L203 45L209 44L220 35L221 26L219 24L218 15ZM195 19H197L198 26L195 25ZM134 105L141 107L143 104L136 100ZM176 157L183 158V153L178 151Z\"/></svg>",
  "mask_w": 264,
  "mask_h": 264
}]
</instances>
